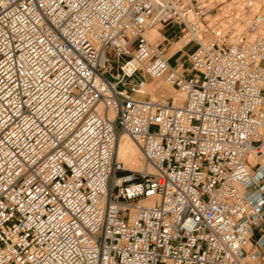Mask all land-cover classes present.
I'll use <instances>...</instances> for the list:
<instances>
[{
  "label": "built area",
  "instance_id": "built-area-1",
  "mask_svg": "<svg viewBox=\"0 0 264 264\" xmlns=\"http://www.w3.org/2000/svg\"><path fill=\"white\" fill-rule=\"evenodd\" d=\"M263 23L264 0H0V264H262ZM123 135L152 172L121 174Z\"/></svg>",
  "mask_w": 264,
  "mask_h": 264
},
{
  "label": "bare ground",
  "instance_id": "bare-ground-1",
  "mask_svg": "<svg viewBox=\"0 0 264 264\" xmlns=\"http://www.w3.org/2000/svg\"><path fill=\"white\" fill-rule=\"evenodd\" d=\"M259 30H260L261 34H264V23L260 26ZM161 31H165V29H162V27L159 24H154V22H151L149 24L147 30H146L145 36H146V39L154 46H157L158 44L163 42V47L166 49L164 44L165 43L170 44V42L165 40L161 36ZM148 33H149V35H148ZM147 35L151 39H155L156 37H159L162 40L158 41L157 43H154L150 40V38H148ZM178 37H180V36L178 35ZM178 43L182 44V46L180 48H178V47L174 48L175 45ZM173 45H174L173 50L175 51V52H172L173 55L183 54L182 49L185 45L184 39H181L177 42H174ZM167 54L169 56L168 52H167ZM169 57H171V56H169ZM152 81L159 82L160 84L163 83L161 80H152ZM160 90L165 91V93L160 96L161 98L171 96L175 99V104H177V105H181L185 99V95L183 92H181L177 89H175L177 92L170 90L169 87L166 86L165 84L162 87L161 86L158 87L157 85L146 82L142 86V91L144 93L149 92V94H151V98H150L151 100L157 99L156 95H158V94H156V93H158ZM139 98H141V97L139 96ZM100 110L103 111L102 106H100ZM114 116H115V111L112 110L110 113V118L113 119ZM248 159H249V162L251 165H255L256 163H260L262 165L261 171L264 172V149H262V151H260V152H251L248 156ZM115 161L118 164H122L126 170L131 171V172H136V173H142L143 172L144 173L145 171H148V172L153 171V168L147 165L145 158H144V155H143L141 149L139 148V146L128 135H123L119 139V141L117 143V147H116V152H115ZM144 204L152 205L153 199L145 201ZM250 247H251V244H249V248Z\"/></svg>",
  "mask_w": 264,
  "mask_h": 264
},
{
  "label": "rangeland",
  "instance_id": "rangeland-1",
  "mask_svg": "<svg viewBox=\"0 0 264 264\" xmlns=\"http://www.w3.org/2000/svg\"><path fill=\"white\" fill-rule=\"evenodd\" d=\"M166 31V30H165ZM166 33L167 34H170V37H172V36H174V33H176V30H172V31H166ZM148 35H149V33H148ZM147 35V36H148ZM148 38H150L149 36H148ZM150 40L152 41V42H154V43H157L158 41H161L162 39L161 38H159V37H156L155 39H151L150 38ZM182 46V44H180V43H178V44H176L175 45V47L174 48H176V47H178V48H180ZM194 49V46H191L190 48H188V51H192ZM182 62H186V59H185V57H184V55H179V56H175V57H173L172 58V60H171V65L172 66H178L180 63H182ZM147 83H151V84H154V85H157L158 87H162L164 84L163 83H159V82H154V81H152V80H150V79H148L147 80ZM169 89L170 90H173V91H176L175 89H173L172 87H169ZM177 92V91H176ZM165 93V91L164 90H160L158 93H156V94H158V95H156V97H157V99H161V95L162 94H164ZM141 98L142 99H146V100H149L150 98H151V94H149V92H146L145 93V95H141ZM122 166V169H121V174L122 175H124V176H128V175H131V174H134V173H136V172H131V171H128V170H126L125 169V167H123V165H121ZM262 264H264V260L262 261Z\"/></svg>",
  "mask_w": 264,
  "mask_h": 264
},
{
  "label": "crops",
  "instance_id": "crops-1",
  "mask_svg": "<svg viewBox=\"0 0 264 264\" xmlns=\"http://www.w3.org/2000/svg\"><path fill=\"white\" fill-rule=\"evenodd\" d=\"M172 30H176V33H174V36H172V37H170V34H167L166 33V31H161V36L165 39V40H167V41H169L170 42V44H167V43H165L164 45H165V47H166V50H167V52L169 53V56H174L173 55V53L172 52H175L174 50H173V47H174V45H173V43L174 42H177L178 41V28H176V27H173L171 30H169V31H172ZM168 31V32H169ZM173 45V46H172ZM172 47V48H171ZM180 55H183V54H180ZM176 56H179V55H176ZM175 57V56H174ZM251 244V243H250ZM252 245V244H251Z\"/></svg>",
  "mask_w": 264,
  "mask_h": 264
},
{
  "label": "water",
  "instance_id": "water-1",
  "mask_svg": "<svg viewBox=\"0 0 264 264\" xmlns=\"http://www.w3.org/2000/svg\"><path fill=\"white\" fill-rule=\"evenodd\" d=\"M126 71H127L128 73H131V72L133 71V68H132L131 66H128L127 69H126Z\"/></svg>",
  "mask_w": 264,
  "mask_h": 264
}]
</instances>
